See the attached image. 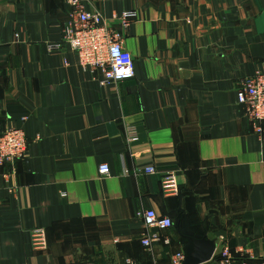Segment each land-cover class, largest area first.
<instances>
[{
	"label": "crops",
	"instance_id": "crops-1",
	"mask_svg": "<svg viewBox=\"0 0 264 264\" xmlns=\"http://www.w3.org/2000/svg\"><path fill=\"white\" fill-rule=\"evenodd\" d=\"M83 1L107 20L136 12L132 80L101 85L70 48L49 49L63 0H0V134L22 127L29 143L14 176L0 166V264H170L179 222L264 260V139L236 97L264 71V0ZM171 170L178 196L162 190ZM149 209L176 212L170 247L142 246Z\"/></svg>",
	"mask_w": 264,
	"mask_h": 264
},
{
	"label": "built area",
	"instance_id": "built-area-1",
	"mask_svg": "<svg viewBox=\"0 0 264 264\" xmlns=\"http://www.w3.org/2000/svg\"><path fill=\"white\" fill-rule=\"evenodd\" d=\"M70 9L69 21L63 27L62 39L59 43L49 45L51 51H60L68 47L78 56L80 66L91 71L101 85H110L132 80L135 77L133 56L123 46L124 37L136 20L135 11L124 12L107 20L99 11H90L83 0H63ZM239 105L252 125L254 132L264 139V71H256L253 75L240 81L236 92ZM26 118L23 119V123ZM131 140L136 141L132 134ZM28 139L22 127L11 128L0 134V166H9L8 177L14 176V168L18 161L27 157ZM147 175H156V167L145 170ZM102 177L110 176V167L102 164L99 167ZM162 190L167 196L180 194L176 171H167L162 178ZM137 217L144 222L141 243L145 251L152 252L155 246L170 247L172 239L168 231L174 227L173 220L167 216H159L154 210H140ZM220 244L211 261L203 264H264V260L256 259L251 253L237 250L232 253L220 237ZM32 247L35 251L48 249L47 232L42 228L31 231ZM186 253L179 251L172 255L170 264H185Z\"/></svg>",
	"mask_w": 264,
	"mask_h": 264
},
{
	"label": "water",
	"instance_id": "water-1",
	"mask_svg": "<svg viewBox=\"0 0 264 264\" xmlns=\"http://www.w3.org/2000/svg\"><path fill=\"white\" fill-rule=\"evenodd\" d=\"M169 218H174L175 213H170ZM179 235L185 239V264H203L212 260L216 251V244L214 241L208 239L206 236H199L192 231L185 229L181 222L177 225Z\"/></svg>",
	"mask_w": 264,
	"mask_h": 264
}]
</instances>
